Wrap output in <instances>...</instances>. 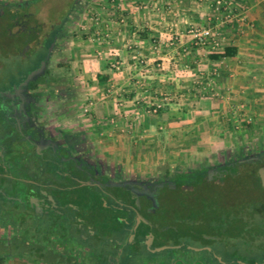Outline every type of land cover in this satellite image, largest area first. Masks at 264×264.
<instances>
[{
	"label": "flooded vegetation",
	"instance_id": "1",
	"mask_svg": "<svg viewBox=\"0 0 264 264\" xmlns=\"http://www.w3.org/2000/svg\"><path fill=\"white\" fill-rule=\"evenodd\" d=\"M32 6L0 5V16L17 28L14 33L12 27L3 30L9 43H21L17 56L21 64L30 62L44 48L58 24L51 21L42 28ZM26 47L29 50L24 54ZM38 65L15 81L10 75L0 79V257L5 263L10 259L29 261L12 253L13 245L51 246L55 264H136L140 251L148 253L139 264L187 262L191 256L186 261L181 253L174 256L150 249L184 243L173 244L171 233L166 232L164 242L155 244L156 232L162 234L168 228L157 225L155 214L163 203L169 216L177 199L192 202L188 193H197V222L207 226L203 239L185 245L186 249L200 248L196 251L201 257L192 256V260L235 264L253 244L264 252V216L254 220L251 206L226 203L217 189H178L172 174L126 176L104 162L94 143L86 141L69 121L60 119L79 112L80 103L71 95L69 82H54L47 63L42 74L21 84ZM246 150L239 147L230 157L207 166V183L243 175L258 177L264 167V148ZM184 215L188 218L189 212ZM138 216L147 222H137ZM141 224L148 230L137 243ZM235 239L241 244L237 246ZM252 259L247 254L240 263Z\"/></svg>",
	"mask_w": 264,
	"mask_h": 264
},
{
	"label": "crops",
	"instance_id": "2",
	"mask_svg": "<svg viewBox=\"0 0 264 264\" xmlns=\"http://www.w3.org/2000/svg\"><path fill=\"white\" fill-rule=\"evenodd\" d=\"M91 1L101 13L83 17L84 26L77 24L57 52L67 50L63 62L71 71L75 66L71 95L79 94L78 85L90 89L80 96L79 112L60 119L94 143L104 162L126 176L174 175L200 152L199 166L207 167L213 152L246 146L241 125L264 117V0H234L224 22L226 10L216 14L208 0ZM191 29L205 30L208 44L196 45ZM226 47L235 55L209 58ZM163 98L158 112L148 114Z\"/></svg>",
	"mask_w": 264,
	"mask_h": 264
},
{
	"label": "rangeland",
	"instance_id": "3",
	"mask_svg": "<svg viewBox=\"0 0 264 264\" xmlns=\"http://www.w3.org/2000/svg\"><path fill=\"white\" fill-rule=\"evenodd\" d=\"M71 1L72 0H40L36 3L37 5L35 4V6L33 5L30 8H32L33 11L35 9L36 11L35 17L42 28H44L45 25H47L51 21L58 22L61 24V29L59 30L58 36L56 37L55 45L51 52V56L49 58L48 67H49V70L55 76H65L66 74L67 75L70 74L74 78L77 76L74 70L75 66H74L73 71L69 70V72L64 69L56 67L57 61L59 60L67 61L66 59V56H67L66 53L68 52L67 50H65L62 53V55L64 56L57 54V52L61 48L66 49L67 44L69 43V40H70V39L68 40L69 38L68 37L60 41L58 37L59 35L63 34L62 30L70 32L69 36L71 37V33H74L75 31H77V28L79 27L77 26V24L81 22L82 26H84L83 24L85 21H82L83 17L84 19L86 18L87 20V18L91 16L99 15L102 11V6L98 5L96 2L95 4H93L91 0H77L76 2L75 0H73L74 2L72 1V3ZM6 25H8L7 20L5 19V17L0 16V79L5 76L14 75V72L16 71L18 66L25 68L28 65V63L26 62L21 64V61L18 58H15L13 54H9L11 51H13L12 48L14 45L13 43L12 44L9 43L7 34L3 30V28ZM16 29L17 28L14 27L11 29L10 32L14 33ZM41 51H43V49ZM88 89H90L89 86H82V87L80 85L77 86V90H79L78 91L79 94L76 95L77 102L81 100L80 96H82V98L83 96L86 97L83 92L85 90L87 91ZM54 109H55V106H54ZM241 126H243L245 130H247V133H245V138L243 139V140H246L247 142L245 144L246 146H244L247 148L246 152H250V151L256 152L258 150L263 149L264 148V117H259V116L255 118L251 117L249 122H244ZM233 138H234V135H233ZM221 152L223 153L222 155H216V153L213 152V155L209 156V159H207L208 164L211 165V163L214 164L220 159L228 158L231 156L232 153L236 152V150L225 151L224 149H222ZM200 153L198 156H195L194 159L190 160L188 166H186L185 168L193 169L197 166L199 167V165H201L204 161V159H202L203 152H200ZM225 154H228V155L225 156ZM197 189H205V190L217 189L218 190L217 192L219 193L221 200H223L224 202L226 203L236 202L237 206H245V205H249V207L251 206L250 208L252 209L254 220H256L255 218L257 217H258V220H260L259 218L264 216V187L262 186L261 182L258 180V177H253V176L247 177L244 175L240 177H227L224 179L217 180L216 182H213V183H205L204 185L202 184ZM195 195H197V193H195ZM203 227L207 228L206 225ZM234 242L237 244V246L241 244V242L237 239H235ZM252 248L253 249H251L244 255H247V254L252 255L253 259H256L264 255V252L260 251L261 249H257V247H255L254 244ZM24 250H27V249H24ZM188 250H191V249L188 248ZM10 251L17 252L14 246L12 247V249H10ZM24 252L26 253V251ZM49 253L45 252L44 255L42 256L41 260H43V264H46V262L51 260L52 255H50ZM165 253H168V254L172 253L174 256L176 255L178 256L181 253L182 257L186 259V261L188 260L189 256L191 257L196 256L199 258L201 257V255H198V253L193 254L192 252L187 251V250L179 252L177 250L165 249L162 251V254H165ZM243 253L241 255V258L242 257L243 258L242 260L239 259L237 261L238 263L244 261ZM145 255H147L145 252L140 251L139 256L136 258L137 260L136 264H139L141 260L144 259ZM33 256H35V252L29 253L27 257L30 258ZM4 264H23V262L18 259L17 260L13 259L12 261H9V262L7 261ZM254 264H258V263H254Z\"/></svg>",
	"mask_w": 264,
	"mask_h": 264
},
{
	"label": "trees",
	"instance_id": "4",
	"mask_svg": "<svg viewBox=\"0 0 264 264\" xmlns=\"http://www.w3.org/2000/svg\"><path fill=\"white\" fill-rule=\"evenodd\" d=\"M5 27H9V28H14V24L13 23H9L8 25H6ZM11 28V29H12ZM4 29V28H3ZM59 29H61V24L58 23L57 26H55V28L53 29V31L51 32V35L49 37V39L46 41L45 46L43 48V51L39 52L37 55H35V57L28 62V66L27 68H22V67H17L16 71L14 72V75H12V79L15 81L18 77L19 74H23L25 72L28 71V69L32 68L33 65H38L39 62L41 60H43V58L45 57V55L47 54V47L50 45V43L52 42L53 37L57 34V32L59 31ZM63 34L59 35L58 39L64 40V38H68L69 37V33L68 31L62 30ZM73 33H71L72 35ZM13 48L11 51V54L14 55L15 58H17L18 56V51L21 48V43L20 42H13ZM236 53V49L233 47H226L224 48L222 53L219 54H211L209 55L210 59H219V58H224V57H232L234 56ZM56 67L64 69L66 71L69 72L70 70V66L67 62H63V61H58L56 63ZM46 74L48 75V72H46ZM25 75V74H23ZM73 77L72 75H65V76H55V78H53L52 80L54 82L57 83H62L63 81L66 82H71V86L70 88H74L72 87L73 85V81H72ZM100 80H102L101 78H99ZM205 169L206 166H199V168H194V169H188V170H184L181 173H174V180L176 183V188L181 189L183 187H189L190 189H197L199 188V186H201L202 184L204 185L205 183H207V181L205 180L204 177V173H205ZM168 174V172H167ZM189 195V199H192L191 201H188V203H186L183 199H177V201L174 203L173 207L170 210V215L168 216L167 212H168V207L165 206V204L163 203L158 209L157 212L155 214V222L157 223V225L159 227H164V226H168L167 231H163L162 234L156 232V241L155 244H161L164 242V239L162 238L166 232L167 233H171V238H172V243L173 244H180L182 241L184 242L180 248H174V249H169V250H177V251H182V250H187L192 252L193 254H197V251L194 250H188L186 249L185 245L186 244H192V240L201 238L203 239L202 234H204L206 232V227L200 226V224H198L197 222V213L199 212V209L197 208V195L188 193ZM185 211L189 212V217L187 218V216L185 217ZM174 227H171V226ZM148 230L147 225L145 224H141V226L139 227L138 231H137V235H136V241L137 243H140V241L143 239L144 234L146 233V231ZM195 246H197L196 244H194ZM17 252H12L15 255L19 256V257H26L28 258V260L30 261L31 264H38V259L39 257L42 258V256L44 255V253L46 252H50L49 254L52 255L51 256V260L46 262V264H55L54 261V252L52 250L51 246L48 247H42L39 245H13ZM12 246V247H13ZM27 249V250H24ZM26 251V253L24 252ZM43 251V253H42ZM31 252H35V256L33 257H27L29 253ZM147 252V251H145ZM148 253V252H147ZM262 257L260 256L256 259H252L247 261L248 264H254V263H261L262 262ZM192 258V257H191ZM188 260L187 262H184L181 259H177L174 262H172V264H198L197 261H195V259H191ZM240 257H238L239 259ZM197 262V263H196ZM5 263V259L4 257H0V264H4ZM235 263V262H234ZM235 264H241V263H235Z\"/></svg>",
	"mask_w": 264,
	"mask_h": 264
},
{
	"label": "built area",
	"instance_id": "5",
	"mask_svg": "<svg viewBox=\"0 0 264 264\" xmlns=\"http://www.w3.org/2000/svg\"><path fill=\"white\" fill-rule=\"evenodd\" d=\"M210 2H212L214 4L215 7V12L216 14L219 13V11H221L222 9L226 10V14L221 17L222 19L220 20V22H224V21H229L230 20V11L231 8L234 5V0H209ZM206 31L205 30H197V29H191L190 30V34L193 36V38L196 40V45H205L208 44L207 40H206ZM214 46H216V43H212L211 47L213 48ZM115 68L117 69V65H115ZM110 93V91H108ZM165 98H163L162 101H160L159 103H152L148 106L147 108V113L150 115H155L158 110L161 108V106L165 103ZM134 115L137 116L138 113L134 112Z\"/></svg>",
	"mask_w": 264,
	"mask_h": 264
},
{
	"label": "water",
	"instance_id": "6",
	"mask_svg": "<svg viewBox=\"0 0 264 264\" xmlns=\"http://www.w3.org/2000/svg\"><path fill=\"white\" fill-rule=\"evenodd\" d=\"M58 33H59V31L57 32V34ZM55 40H56V37L54 38L53 42L50 44V46L48 48V51H47V54L45 55V57L43 58V60H41L39 62L38 67L35 70L29 72L25 76L24 81L21 83L22 85H26L28 82L32 81L38 75H40V74L43 73V71L46 68V65L48 63V60H49V58L51 56V52H52V50L54 48V42H55ZM258 177L260 178L261 184L264 187V167L259 169V171H258ZM139 219L143 220L144 222H147V220L144 219V218H142L141 216H138L137 222L139 221ZM151 239H152V234L150 233V234L147 235V240H146V244L147 245L150 243ZM180 247H181V245H162V246H159V247H155L153 249H150V251H152V252H159V251L164 250V249H174V248H180ZM187 247L190 248V249H193V250H199L200 249L198 247H193V246H187ZM258 264H264V260L261 263H258Z\"/></svg>",
	"mask_w": 264,
	"mask_h": 264
}]
</instances>
